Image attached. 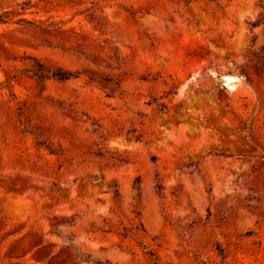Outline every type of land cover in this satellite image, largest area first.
I'll return each instance as SVG.
<instances>
[{"label":"rangeland","instance_id":"1","mask_svg":"<svg viewBox=\"0 0 264 264\" xmlns=\"http://www.w3.org/2000/svg\"><path fill=\"white\" fill-rule=\"evenodd\" d=\"M25 1L68 32L0 23V264H264V0Z\"/></svg>","mask_w":264,"mask_h":264},{"label":"trees","instance_id":"2","mask_svg":"<svg viewBox=\"0 0 264 264\" xmlns=\"http://www.w3.org/2000/svg\"><path fill=\"white\" fill-rule=\"evenodd\" d=\"M31 6L29 1L22 2L20 4H17L12 9H9L7 11H4L0 14V23L2 24H17V25H26L30 28H34L36 30H40L44 33L49 34H64L67 33V29H63L62 26H60L59 23L55 22H47V23H41L38 21H33L28 19L26 16L31 15L32 12H30ZM33 75L41 80L45 79H55L58 81H68L72 78H77L75 74L62 72V71H56L53 73H46L45 70L39 69L33 71ZM91 81H93L91 79ZM160 189V187H158Z\"/></svg>","mask_w":264,"mask_h":264}]
</instances>
